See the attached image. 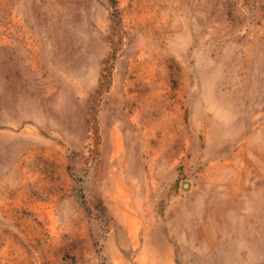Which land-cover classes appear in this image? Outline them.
Segmentation results:
<instances>
[{"label":"rangeland","instance_id":"1","mask_svg":"<svg viewBox=\"0 0 264 264\" xmlns=\"http://www.w3.org/2000/svg\"><path fill=\"white\" fill-rule=\"evenodd\" d=\"M0 264H264V0H0Z\"/></svg>","mask_w":264,"mask_h":264}]
</instances>
